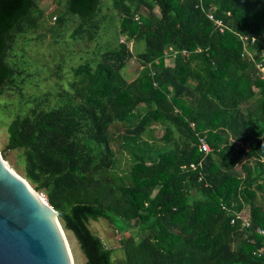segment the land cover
<instances>
[{"label":"trees","instance_id":"trees-1","mask_svg":"<svg viewBox=\"0 0 264 264\" xmlns=\"http://www.w3.org/2000/svg\"><path fill=\"white\" fill-rule=\"evenodd\" d=\"M37 1L0 0V90L22 91L19 77L29 75L9 57L18 35L37 27ZM111 1L123 41L72 67L74 95L62 103L28 100L0 138L1 155L18 154L85 264H264V78L255 64H264V0ZM102 4L65 0L63 14L78 17L73 36L95 38ZM208 9L229 29L215 30ZM236 32L255 37L253 58ZM153 124L164 127L160 147L138 141ZM118 139L131 154L125 174L115 170ZM244 211L249 226L231 222ZM99 218L121 234L116 262L88 227Z\"/></svg>","mask_w":264,"mask_h":264},{"label":"rangeland","instance_id":"rangeland-1","mask_svg":"<svg viewBox=\"0 0 264 264\" xmlns=\"http://www.w3.org/2000/svg\"><path fill=\"white\" fill-rule=\"evenodd\" d=\"M37 2V7L42 11L37 27L18 35L16 46L10 51L9 57V60L17 65H24L21 67H24L29 75L19 77V79L24 77L23 82L20 83L22 91L13 86L0 90V122L2 124L0 138L2 142H5L7 138L8 122L14 115L23 113L28 108V100L46 94L51 106L62 103L67 93L74 95L75 78L72 67L84 61L100 59L101 52L108 48L107 46H115L123 37L118 33L120 16L111 0H103L100 28L92 40H89L86 34L73 36L78 17L63 14L65 13V0H39ZM60 16L63 17V21L59 24L58 17ZM141 48L133 43L132 51L135 58L136 52ZM135 58L128 62L121 71L126 80L135 76L137 67ZM21 109L22 112H20ZM114 132L121 133V130ZM163 132L164 127L161 124H153L139 137L138 141L146 140L154 144V139H157L159 141L155 144L160 147L164 144L160 139ZM113 146L115 148V170L121 174L128 173L132 162L130 152L124 147L121 139L116 140ZM6 161L10 166L14 164L16 167L13 168L14 171L23 177L20 158L15 151L8 152ZM88 227L103 240L106 247L113 250L111 255L113 261L116 262L123 256L120 248L121 234L109 220L90 219ZM62 229L70 248L73 264H85V255L74 234L63 227Z\"/></svg>","mask_w":264,"mask_h":264},{"label":"water","instance_id":"water-1","mask_svg":"<svg viewBox=\"0 0 264 264\" xmlns=\"http://www.w3.org/2000/svg\"><path fill=\"white\" fill-rule=\"evenodd\" d=\"M60 215L0 151V264H72Z\"/></svg>","mask_w":264,"mask_h":264},{"label":"built area","instance_id":"built-area-1","mask_svg":"<svg viewBox=\"0 0 264 264\" xmlns=\"http://www.w3.org/2000/svg\"><path fill=\"white\" fill-rule=\"evenodd\" d=\"M199 6L203 8L201 4H199ZM205 12H206L208 19L212 21L215 30H217L220 33H223L227 29H229L227 23L222 18L216 17L211 9L205 10ZM236 35L239 37V39L241 40L243 44L244 52H246L248 55H250L253 58V55H251V53L247 50L246 47L249 43H253L255 41V37L254 36L249 37L246 34H240L237 32H236ZM120 41H123V38H120ZM182 53L186 54V51L183 50ZM255 64H256L257 69L260 72V76L264 78V64L261 61L260 62L256 61ZM198 147H199V150L202 152L206 153L209 151V145L202 137H199ZM190 166L194 167V164H190ZM235 219H240L244 226H249L248 218L244 212L237 214L231 222H234ZM258 232L264 236L263 228H258Z\"/></svg>","mask_w":264,"mask_h":264},{"label":"bare ground","instance_id":"bare-ground-1","mask_svg":"<svg viewBox=\"0 0 264 264\" xmlns=\"http://www.w3.org/2000/svg\"><path fill=\"white\" fill-rule=\"evenodd\" d=\"M53 216V215H52ZM65 239H66V237H65ZM66 242H67V239H66ZM67 246H68V242H67ZM68 249H69V254H70V256H71V261H72V255H71V252H70V248H69V246H68ZM72 264H73V261H72Z\"/></svg>","mask_w":264,"mask_h":264}]
</instances>
